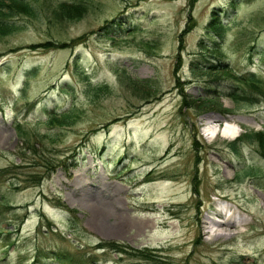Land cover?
I'll return each instance as SVG.
<instances>
[{
	"label": "rangeland",
	"instance_id": "374dc122",
	"mask_svg": "<svg viewBox=\"0 0 264 264\" xmlns=\"http://www.w3.org/2000/svg\"><path fill=\"white\" fill-rule=\"evenodd\" d=\"M29 3L0 34V264H62L52 250L96 264H264V96L233 101L216 78L219 64L264 84V0ZM214 9L211 53L197 40ZM112 18L117 32L102 27ZM68 109L69 123L48 126ZM219 210L236 226L213 239L197 222Z\"/></svg>",
	"mask_w": 264,
	"mask_h": 264
},
{
	"label": "trees",
	"instance_id": "16d2710c",
	"mask_svg": "<svg viewBox=\"0 0 264 264\" xmlns=\"http://www.w3.org/2000/svg\"><path fill=\"white\" fill-rule=\"evenodd\" d=\"M29 2L35 3V0H0V34L8 33L16 27L18 23H16V21H14V19L12 18L13 15H15L16 13L18 12L34 13L36 11L35 7L32 6ZM81 7H82L81 4L78 5L75 11L81 9ZM60 8L63 14L66 16L69 15L71 12V10L68 7H60ZM224 12L226 15L227 10H225ZM219 14H220L219 11L217 12L215 9L212 10L210 17L205 25V29H206L205 32L211 34V37H209L210 39L208 40H205L202 37L199 38L197 40L199 49L202 47H206L211 50V53H214L212 50L215 51L217 37H221L222 28H223V20ZM121 24L122 23L120 22V20L116 18H112L108 23H106L102 27L105 30L109 29L110 31L117 32V30L122 27ZM195 59L200 62L209 60L208 58H206L205 55L202 54H199V57ZM193 67H201V66L195 64ZM216 68H217L216 71L218 70L220 71L219 74L220 76L216 77L219 78L218 82L221 83L220 82L221 80L226 81L227 89L225 90V93L231 96L233 101H249V98H251L250 97L251 93H256V92L257 94L260 93L261 95L264 96V84L262 85L261 78L256 74H254L253 72L237 73L232 69H230L229 67H227V65L221 66L219 64ZM100 86L102 85L98 84L96 86L89 87L90 89L87 87V89L89 90L88 92L90 94L93 93L94 95H97L99 93L98 87ZM253 90L254 92H252ZM243 91L244 93H242ZM203 93L206 96L205 98L208 100H210L211 98L217 95V92L213 86L204 88ZM240 94H247L249 98L247 96ZM72 117L73 116L69 109L61 112H50L47 115L46 123L48 124V126L62 125L69 123L70 120H72L71 119ZM16 128L18 129L17 132H19L20 128H18V125L16 126ZM20 135L21 134H19V136ZM254 135L259 145L258 152L261 156L264 157V131H255ZM21 138H23V135H21ZM73 164L74 162H71V165ZM37 177H35V180L38 179ZM109 246L111 248H115L116 252H121V250L117 247L118 245L116 244L115 241H98L96 244V247L98 248H104ZM38 251L39 250H37V252ZM147 252L148 251L144 250V252L141 253L142 256H147ZM52 256L62 264H96L95 260L92 259L91 254L86 255L85 253H80L78 257V254L76 253L70 254L66 250H54V251L52 250ZM78 259L81 260L78 261Z\"/></svg>",
	"mask_w": 264,
	"mask_h": 264
},
{
	"label": "bare ground",
	"instance_id": "6f19581e",
	"mask_svg": "<svg viewBox=\"0 0 264 264\" xmlns=\"http://www.w3.org/2000/svg\"><path fill=\"white\" fill-rule=\"evenodd\" d=\"M207 121L209 123L212 122L209 119ZM237 129H239V127ZM237 129L236 130L235 129L230 130V129H227V127H226V128H224L222 135L223 136L225 134L233 135L234 132L237 131ZM212 136L213 135H211L208 138H211ZM69 192H70L71 198L74 199L75 201L79 202V200L82 199V198H80L78 187L77 188H71L69 190ZM108 192H109L108 189H103L101 191V193L103 195L104 194L106 195L105 197L107 199H109V201H115V195L112 194L110 196ZM224 215H225V213L222 212L221 210H219L218 212H216L214 217H210V216L203 217L202 219H200L197 222V226H198L199 231L204 232V233H209L213 239L220 237L224 233H230L231 227L232 226L235 227L236 225L234 223L233 224L230 223L231 220L229 219V217H225Z\"/></svg>",
	"mask_w": 264,
	"mask_h": 264
}]
</instances>
